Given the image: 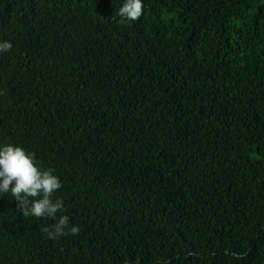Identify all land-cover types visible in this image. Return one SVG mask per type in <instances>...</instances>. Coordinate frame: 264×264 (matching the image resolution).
I'll return each mask as SVG.
<instances>
[{
    "label": "trees",
    "instance_id": "trees-1",
    "mask_svg": "<svg viewBox=\"0 0 264 264\" xmlns=\"http://www.w3.org/2000/svg\"><path fill=\"white\" fill-rule=\"evenodd\" d=\"M0 0V143L63 182L0 194V264H264V0Z\"/></svg>",
    "mask_w": 264,
    "mask_h": 264
},
{
    "label": "clouds",
    "instance_id": "clouds-1",
    "mask_svg": "<svg viewBox=\"0 0 264 264\" xmlns=\"http://www.w3.org/2000/svg\"><path fill=\"white\" fill-rule=\"evenodd\" d=\"M142 13L143 0H123L119 8V15L132 21L140 18ZM11 49L10 41H0V54ZM62 186L54 169L41 167L34 153L22 145L0 143V194H9L25 214L54 218L55 223L43 229L53 240L80 231L67 214L57 218V213L65 207L64 200L55 195Z\"/></svg>",
    "mask_w": 264,
    "mask_h": 264
}]
</instances>
